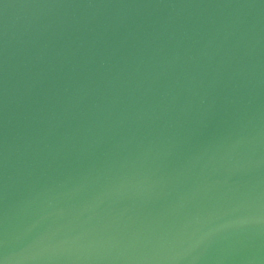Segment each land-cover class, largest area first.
I'll use <instances>...</instances> for the list:
<instances>
[{
    "label": "water",
    "instance_id": "obj_1",
    "mask_svg": "<svg viewBox=\"0 0 264 264\" xmlns=\"http://www.w3.org/2000/svg\"><path fill=\"white\" fill-rule=\"evenodd\" d=\"M0 264H264V0H0Z\"/></svg>",
    "mask_w": 264,
    "mask_h": 264
}]
</instances>
